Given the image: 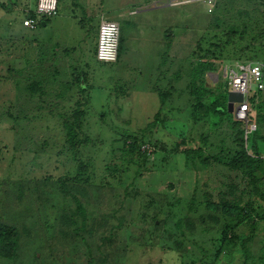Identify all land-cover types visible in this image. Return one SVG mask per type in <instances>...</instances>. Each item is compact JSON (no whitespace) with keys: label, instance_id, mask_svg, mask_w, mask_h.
Returning a JSON list of instances; mask_svg holds the SVG:
<instances>
[{"label":"rangeland","instance_id":"1","mask_svg":"<svg viewBox=\"0 0 264 264\" xmlns=\"http://www.w3.org/2000/svg\"><path fill=\"white\" fill-rule=\"evenodd\" d=\"M170 1L58 0L56 14L45 18L52 31L82 37L63 51L36 48L38 28L20 26L21 9L33 1L0 5V221L19 234L13 256L0 255V264H264V141H254L258 169L231 166L239 151L251 154L252 132L264 135V86L247 92L254 127L245 137L243 122L236 134L232 113L189 116L197 102L189 88L195 62L210 65L204 80L212 94L226 88V69L235 63L264 66V3ZM101 18L119 26L113 63L93 57ZM162 34L170 44L150 82L165 95L159 107L143 91ZM58 54L70 65L55 91L48 61ZM79 74L87 91H77ZM158 108L162 122L147 127ZM48 113L78 121L85 140L73 153L57 152L55 124L42 128ZM78 164L79 182L72 180ZM221 204L247 217L227 216Z\"/></svg>","mask_w":264,"mask_h":264},{"label":"trees","instance_id":"2","mask_svg":"<svg viewBox=\"0 0 264 264\" xmlns=\"http://www.w3.org/2000/svg\"><path fill=\"white\" fill-rule=\"evenodd\" d=\"M258 1L264 3V0H258ZM1 4L2 3H0V5ZM25 15L33 16V14L30 11L27 12ZM20 18L22 19L23 15H21ZM45 21L46 19L42 18L37 23L36 27L40 26L41 23ZM20 26L24 28L25 30L26 29L29 30L27 27H24L21 25V21H20ZM165 39H166V49L164 51V54H166V51L169 45L168 37H166ZM209 69H210V65L208 63L197 61L194 63V66L190 70V81H189L190 87L189 88H190L191 94L194 95L197 99L196 103H198V104L194 103L192 105V110L189 113V116L192 119L194 118V115L196 112L200 113L202 116H204L205 114L207 116H209V114H212L213 116H218V117L221 116L224 112H227L226 106H225L226 88L219 89L214 94H212L208 90V85L205 83L204 75L207 72L211 71ZM80 81H81V78L78 77L76 79V84L79 85ZM77 88H78V92L84 91V89L80 88V86H77ZM157 96H158L159 107H160L161 104L163 103V99L165 95L162 92L157 91ZM203 97L204 98L207 97L209 101L207 103H204L202 101ZM159 109L160 108H158V110L153 114L152 121L147 123L146 125L147 127L156 126L157 123L162 122L161 118L159 117ZM48 114H49L48 116H44L42 118V120L45 122V124H43L44 127L42 126V128H46L49 130L51 129V127H48L49 125H47V123L48 122L51 123V126L55 124L56 132L58 133V141H59L57 152L59 153L67 152L69 154L73 153L71 150H74L75 148H77L78 145L82 144L85 140V139L80 140L78 138V135H77V132H78L77 130H79L78 121L76 123H71L68 121L67 118H64L62 116H58L52 113H48ZM72 117L78 120V118L80 117V114L76 113V111H73ZM260 121H261L263 131H264V117L263 118L261 117ZM238 123L240 124L242 122L239 120L234 121L233 126L236 127L238 130L236 134L241 135L242 130L238 129L237 127ZM250 136H251V143H250L251 154H247L244 150L239 151V154H237L236 158L234 159L235 161L231 162V166L233 168H237V167L248 168V172L251 173L252 171L259 168V161H260L259 156H258V150H257L256 144L254 143V141L255 139L264 141V135L261 136L257 133V131H254L251 133ZM43 143L46 146L50 144L48 141H45V140ZM134 143L135 141L132 139L130 142L129 141L126 142V145H128L129 148L130 147L132 148L134 146ZM52 144L54 145L56 144L55 139L52 140ZM83 171H84V168L78 164L76 167V172L72 180L77 181V182L81 181V176L83 174ZM58 188L62 192H65V193L67 192V190L62 186V184L59 185ZM71 198L75 204V211L80 213L83 219L85 216V213H84V210L80 202L73 195H71ZM205 206L210 210L215 209V205L212 203H205ZM219 209L222 213H224L227 216H238L239 215L242 217V219H245L247 217L246 213L235 205L221 204ZM184 223L188 231L190 232L193 231L194 227L191 224V222L184 221ZM18 236H19L18 230L14 226L0 221V255L1 256L3 257L13 256L14 251H15V245L18 240Z\"/></svg>","mask_w":264,"mask_h":264},{"label":"built area","instance_id":"3","mask_svg":"<svg viewBox=\"0 0 264 264\" xmlns=\"http://www.w3.org/2000/svg\"><path fill=\"white\" fill-rule=\"evenodd\" d=\"M11 0H0V3H6ZM212 6L215 0H200ZM184 1L172 0L169 5H177ZM57 0H34L32 7L21 9V25L32 30L37 23L43 18H48L56 14ZM31 12L33 16H26L27 12ZM119 40V27L113 20L101 18L97 25L94 59L97 62L108 64L113 63L117 58ZM226 91L239 92L242 95V100L239 103L238 109L233 113V117L244 123V137L250 132L254 125L248 124V99L247 92L254 86L255 90H261L264 86V66L256 62L235 63L231 68H227L225 72ZM235 105H238L236 103Z\"/></svg>","mask_w":264,"mask_h":264},{"label":"crops","instance_id":"4","mask_svg":"<svg viewBox=\"0 0 264 264\" xmlns=\"http://www.w3.org/2000/svg\"><path fill=\"white\" fill-rule=\"evenodd\" d=\"M31 1L34 2V0H30V3H31ZM113 12L116 14V11H113ZM52 27L53 26H50V22L48 20H46L45 22H42L40 26L32 29V30H35L36 28H38L37 34H34V37H33L35 40L34 44H35L36 48H41V49H44L45 51L48 49L51 50L52 48H56V49L60 48L63 51L64 48L68 47L71 39H73L75 42L77 41L76 44L79 45L80 39L82 38V37H80V34L77 36H74L75 37V39H74L72 37L73 35L68 36V34L62 33L60 31H58L57 29L52 31ZM165 38H166V34H164V35L162 34L163 41H162V45L160 46L159 50H156L157 54H156V59L154 60L153 74L150 77V79L146 82L145 87H144L145 90L143 91L144 93H149V92L154 93L156 95L157 99H158L157 91L151 87L150 82L152 80V77L154 76L156 69L159 67V64L162 62V60H163L162 58L164 56H166V54H164V51L166 49V39ZM74 41H71V42H74ZM90 43L91 42H87V41L81 42V46L86 49V48H89ZM169 44H170V41H169ZM75 45H73V46H75ZM94 46H95V43H94ZM168 48H169V45H168ZM168 48H167V51H168ZM167 51H166V53H167ZM48 63L51 66H53V68H54V76L52 78H50V82L52 83L50 85V89H55V91H57L59 88L57 81H60L61 86H63L64 81L68 78L67 70L69 69L70 62L68 61V58L66 56L58 54L57 57L52 58V60L48 61ZM56 72H59V75ZM78 77L81 78V75L79 74ZM78 77H76V78H78ZM138 78H139V76H137L134 79V81L138 80ZM85 85L86 84L83 83L82 78H81L80 84L79 85L76 84V88H77V86H80V88H83L84 91H87V87ZM93 87L100 88L103 86L99 84V85H96ZM93 87L88 88V94L90 92L89 90ZM133 87L134 88L137 87L136 82H134V84H132V88ZM77 91H78V88H77Z\"/></svg>","mask_w":264,"mask_h":264},{"label":"water","instance_id":"5","mask_svg":"<svg viewBox=\"0 0 264 264\" xmlns=\"http://www.w3.org/2000/svg\"><path fill=\"white\" fill-rule=\"evenodd\" d=\"M242 100V95L235 91H226L225 93V106L228 113H234ZM238 103V105H235Z\"/></svg>","mask_w":264,"mask_h":264}]
</instances>
